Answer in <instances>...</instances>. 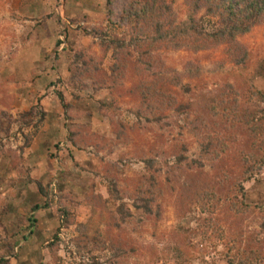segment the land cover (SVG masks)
Here are the masks:
<instances>
[{
  "label": "rangeland",
  "instance_id": "1",
  "mask_svg": "<svg viewBox=\"0 0 264 264\" xmlns=\"http://www.w3.org/2000/svg\"><path fill=\"white\" fill-rule=\"evenodd\" d=\"M57 1L44 0L36 19L29 0H0V264H264V165L244 180L253 161L219 147L203 154L183 121L187 105L225 82L264 92V21L238 36L249 55L242 65L226 43L156 50L177 74L163 72L176 100L158 113L133 93V68L99 82L115 61L103 44H127L142 26L126 16L132 0ZM168 2L176 25L187 19L188 0ZM199 15L208 31L224 20L206 7ZM47 19L57 23L41 30ZM104 103L111 108L103 112ZM32 107L45 115L21 122ZM252 125L231 119L216 144L251 136L252 155L264 156V134ZM226 163L240 165L243 178L227 182V200L217 190L210 199L209 184L215 190L221 175L231 177Z\"/></svg>",
  "mask_w": 264,
  "mask_h": 264
},
{
  "label": "trees",
  "instance_id": "2",
  "mask_svg": "<svg viewBox=\"0 0 264 264\" xmlns=\"http://www.w3.org/2000/svg\"><path fill=\"white\" fill-rule=\"evenodd\" d=\"M210 1L213 0H188L186 3L188 5L187 19L176 25V13L173 5L168 0H153L152 6L143 4L142 0H132L126 16L128 18L130 16L131 18L134 17L138 23L142 22V26L133 30L134 34L127 44H124L122 41L116 44L118 42L117 39L112 42L113 44H103L105 54L110 48H113L115 61L111 65V73H104L99 82L104 85L106 83H116L120 80V76L127 77V70L133 68L134 73H132L131 85L133 93L136 91L135 95L143 100L144 104H147V107L151 110L158 109V113H166L168 107L166 104L173 103L176 98H173L171 95L172 90H169V87L166 85L170 80L164 84V76L162 75L163 72L167 73L168 71L174 77L177 74L174 72L176 69L170 68L164 57L157 53L158 49L186 48L197 52V49L206 48L203 43L211 46L213 42L217 46L226 43L229 47L228 51L232 62L239 65L247 63L249 55L244 46L238 41V36L250 31L254 24L264 21V0H221V3L218 4H210ZM205 7L208 8L210 13L224 16L219 29L208 31L201 25L200 21L203 17L199 13ZM134 45L139 52L138 57H135V53L130 50ZM78 60V58L74 60V63L70 66L72 69L76 65L79 66L77 64ZM90 63L92 64L91 59ZM82 65L87 67L88 61L85 62L84 60ZM73 74L74 72H72ZM135 74L140 76L138 80L133 79ZM170 77L172 78V76ZM98 87L102 86L99 85ZM202 95V103L187 105V110L190 114H187L183 120L185 123L184 127L186 130L188 129L187 132L194 134L198 138L202 153L209 155L219 147L218 150L228 151V155L234 158L235 161H244L247 164L252 161L256 162L248 168L249 170L246 172L244 178L245 171L240 169V165L237 166L238 169L234 168L236 171L238 170L239 175L238 173L235 174L233 168L227 169L228 163L233 165L235 163L234 160L231 159L228 163L224 164L225 166L222 167L223 172L231 170L229 173L231 177H228V174L221 175V182L213 184L216 187L215 190L209 184L211 186L210 191H207L204 195H208L207 197L210 199L214 198V196H210L217 190V197L227 200L232 194L231 190H224L227 182L232 183L235 179L236 185L241 178L244 180L249 179L254 174L255 168L257 169L255 173L261 170L260 167L264 165V156L256 152L252 155L255 149L252 150L251 146H248L249 144L247 143V140L251 136L243 138L239 142L234 141V139L230 143L221 141L222 145L216 144L217 139L220 135L224 137L227 135L228 132L225 131L231 119L234 121L240 119L248 124L252 121L253 125L250 131L254 133L260 128L263 135L264 92L254 88L249 83L243 86L242 90H238L230 82H225L222 86L217 87V89L204 92ZM60 97L62 100L64 99L62 95ZM157 103H161L163 107L156 108ZM182 105L184 104L182 103ZM101 107L104 112V107H108L109 109L111 105L104 103ZM33 114L34 117L36 114L45 115L42 109L38 110L32 107L29 111L23 112L20 115L21 122L28 124L24 119L27 116L32 117ZM262 145V148H264V143ZM218 150L216 149V154L220 153ZM249 156L252 157L251 160ZM192 181L191 188L196 191L200 185L197 186L196 184L198 183L195 180ZM234 191H236L235 188ZM229 202L231 206L235 207L239 203L234 201V198H231ZM122 214L121 212L120 215ZM129 214L131 215V212ZM121 218L125 219V216H121ZM115 241L112 240V244ZM112 244L108 248H112ZM119 251L122 255L130 252L128 250L124 253V246H120Z\"/></svg>",
  "mask_w": 264,
  "mask_h": 264
},
{
  "label": "crops",
  "instance_id": "3",
  "mask_svg": "<svg viewBox=\"0 0 264 264\" xmlns=\"http://www.w3.org/2000/svg\"><path fill=\"white\" fill-rule=\"evenodd\" d=\"M56 1H57V0H56ZM58 2H59V1L56 2V7H58V6H57V5H58ZM43 3H44V0H29V3L27 4L26 9L29 8L28 10H31L32 13L34 12V15L31 16L32 18L34 17V18H36V19H39V18H38L39 16L36 14V12H39V11L42 9V7H43V6H42ZM54 8H55V4H54ZM50 23H52V24L55 25L57 22L54 21V23H53V22H51L50 19H47V20L44 21V24H42V25H38V26L40 27V29L43 28V30H46V29H45L46 27H44V25H47V24H50ZM41 30H42V29H41ZM47 32H48V34H50V35H51V33H52V31H48V30H47Z\"/></svg>",
  "mask_w": 264,
  "mask_h": 264
}]
</instances>
